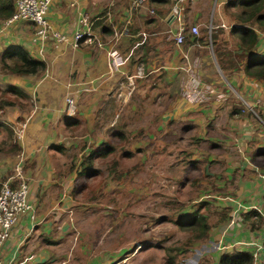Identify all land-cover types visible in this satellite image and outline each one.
Instances as JSON below:
<instances>
[{
    "label": "crops",
    "instance_id": "obj_1",
    "mask_svg": "<svg viewBox=\"0 0 264 264\" xmlns=\"http://www.w3.org/2000/svg\"><path fill=\"white\" fill-rule=\"evenodd\" d=\"M172 1L146 0L131 9V0H54L47 17L54 30L67 33L69 40L65 42H57L53 36L45 40L36 37L30 22L5 24L0 19V52L20 44L45 62L41 73H12L0 67V95L14 101L0 107V142L9 146L14 131L10 125L25 121L18 138L19 152L0 151V182L12 175L13 164L23 157L28 196L35 208L34 219L24 214L12 227L1 247L5 258L20 264H127L135 257L134 246L127 251L134 237L123 243L104 239L106 230L119 225L123 217L105 227L109 212L89 211L87 201L81 198V184L98 168L89 165L91 171H83L87 164L73 162L71 157L67 161L65 155L80 140L83 148L92 140L100 144L111 134L124 135L113 125L123 126L131 120L128 109L135 105L130 99L133 87L146 91L153 84L160 85L158 91L191 89L187 98H192L176 100V116L186 120L185 115L192 114L207 129L221 108H228L220 116L224 142L219 143L211 130L207 137L213 143L207 151L192 147L186 152L191 169L202 164L200 172L210 176L207 191L198 199L205 195L206 201L215 205L214 220L208 222V246H204L214 263L222 252L250 251L251 244L263 238V219L251 206H264V82L242 68L221 69L214 51L215 46L228 50L236 40L230 28L235 24L232 14L239 8L230 0H186L185 24L196 25L199 32L187 30L178 43L174 39L177 24L168 18ZM220 2L223 8L216 14L214 8ZM228 8L230 12L225 13ZM84 12L94 20L93 37L90 41L81 38L75 45L72 35ZM258 34L256 50L263 52L264 33ZM111 50L120 56L117 65L111 64ZM138 65L143 67L139 76L135 75ZM67 94L75 101L71 114L65 110ZM122 107L127 111L119 122L115 116ZM200 136L199 132L195 137ZM88 150L85 148L84 154H89ZM193 177L200 181L202 176L199 173ZM223 243L227 248L220 247ZM76 246H80V253ZM149 247L145 245L144 249Z\"/></svg>",
    "mask_w": 264,
    "mask_h": 264
},
{
    "label": "rangeland",
    "instance_id": "obj_2",
    "mask_svg": "<svg viewBox=\"0 0 264 264\" xmlns=\"http://www.w3.org/2000/svg\"><path fill=\"white\" fill-rule=\"evenodd\" d=\"M221 4L220 2L214 8L216 14L223 8ZM227 12H230L229 8L225 10ZM260 32L264 33V30L260 29ZM188 73L190 70L183 76L184 81L187 80ZM158 90L161 87L157 84L150 85L146 91L133 87L130 99L131 104L135 105H130L128 109L131 120L123 126L119 123L113 125V129H121L125 134L120 137H113L111 134V137L100 144L92 140L94 144L92 142L86 146V143L83 148V140L79 138V144L68 148L65 158L67 161L71 157L72 160L75 159L73 162L82 160L81 163H87L88 153L84 154L85 148L91 151L98 150L103 144L113 146L104 155H93L91 167L98 170L85 184H81V193L85 196L82 195L81 198L87 201L85 205L89 211L109 212L104 219L105 227L107 223H117L116 220L119 222V217H123L119 225L110 226L106 230L104 239L105 242L110 240L113 243H123L131 237L135 238L126 250L129 251L134 246L137 251L127 264H175L177 261L180 262L176 264H207L210 261L215 264L214 258L204 247L208 246L206 237H197V229L182 227L178 220H186L184 213L196 208L206 215L208 222H212L215 216L212 213L215 205L206 201L208 197L204 195L202 199H198L200 194L207 191L206 184L210 176L200 172L202 164L191 169L186 152L192 147L207 151L213 143V139L207 137L212 134L209 133L211 130L219 137V143L224 142L221 139L224 137L221 125L223 117L220 116L225 115L228 108L222 107L215 122L207 129L206 124L198 121L192 114L185 115L188 117L186 120L176 116L175 104L181 98H192H187L192 93L191 89ZM124 110L122 107L116 111L117 121L127 111ZM160 116H164L162 123ZM188 119L196 120V123H188ZM199 132L202 136L195 137ZM16 138L11 136L10 143L19 144L20 141ZM222 147L223 145L220 146V151L223 150ZM5 149L1 152L12 153ZM199 173L202 176L200 181L193 177ZM119 212L124 214L120 215ZM145 245L150 247L144 249ZM76 249L78 253L81 252L80 246H76ZM169 257H172V261L168 260Z\"/></svg>",
    "mask_w": 264,
    "mask_h": 264
},
{
    "label": "trees",
    "instance_id": "obj_3",
    "mask_svg": "<svg viewBox=\"0 0 264 264\" xmlns=\"http://www.w3.org/2000/svg\"><path fill=\"white\" fill-rule=\"evenodd\" d=\"M230 4L239 8L232 14L235 24L230 28L237 37L228 50H220L215 46L218 65L223 70H226L228 66L242 68L249 75L264 82V51L256 50L258 31L264 30V0H230ZM13 11V0H0V19L8 18ZM0 67L12 73H41L45 69V62L33 57L25 46L12 44L0 52ZM19 94L26 95L23 92ZM0 96V107L14 103L7 96ZM4 147V143L0 142V151H3ZM7 147L6 151L19 152L20 150V145L16 142L10 143ZM112 149L113 146L103 144L98 150H91L87 163L83 162L87 164L84 165L83 171L90 170L88 168L92 163L93 155H104ZM255 212L257 213L256 210ZM184 214L187 219L178 220V224L182 227L197 229V237H207L210 223L206 220V215L199 208L186 211ZM171 258L169 257L168 260L172 261ZM218 264H252V255L248 250L224 251L219 255Z\"/></svg>",
    "mask_w": 264,
    "mask_h": 264
},
{
    "label": "built area",
    "instance_id": "obj_4",
    "mask_svg": "<svg viewBox=\"0 0 264 264\" xmlns=\"http://www.w3.org/2000/svg\"><path fill=\"white\" fill-rule=\"evenodd\" d=\"M54 0H13L14 11L12 14L4 19V23L8 24L17 20L30 22L33 26V31L36 37L45 40L49 36L56 38L57 42H65L69 40V36L65 32L54 30L47 17L48 10ZM76 1V0H73ZM146 0H131L130 8H135L141 5ZM186 0H173L170 6L169 19L176 22V30L174 32V39L181 43L184 40V35L187 30L193 34H198L199 30L196 25L187 26L183 18V10L185 8ZM93 19L88 12L82 13L79 22L80 26L74 31L72 35V44H77L79 39L85 38L92 40V26ZM111 56V64L117 65L120 61V56L116 50L108 52ZM143 73L142 65H138L135 75L139 76ZM133 75V77H135ZM132 81V76H130ZM67 113L71 114L75 110V101L71 94L65 96ZM245 103L248 104L246 100ZM13 131V137L19 138L25 126V121L19 124L10 125ZM13 172L8 178L3 180L0 184V264H20L13 258H5L2 255L1 247L4 241L8 238L12 227L18 222L19 218L24 214H28L32 219L35 217L34 204L29 200V182L27 176L23 171V157L20 158L13 165ZM264 177V174H261ZM263 219L264 228V206L253 204L251 206ZM250 250L252 255V262L259 261L264 264V236L259 242H253ZM227 244H221V248L226 247Z\"/></svg>",
    "mask_w": 264,
    "mask_h": 264
}]
</instances>
